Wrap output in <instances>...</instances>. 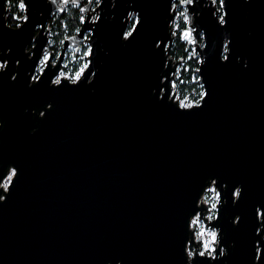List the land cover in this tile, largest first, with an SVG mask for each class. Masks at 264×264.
<instances>
[{"label": "water", "instance_id": "1", "mask_svg": "<svg viewBox=\"0 0 264 264\" xmlns=\"http://www.w3.org/2000/svg\"><path fill=\"white\" fill-rule=\"evenodd\" d=\"M80 3L83 15L102 20L86 70L95 75L79 87L50 85L67 48L81 46L73 34L43 84L30 88L34 62L50 51L47 24L70 4L29 0V20L13 27L8 0H0V55L8 60L0 69V154L23 169L0 205V264H113L114 257V264H178L193 198L209 175L247 185L249 204L264 197V0H225L227 25L213 0L186 5L195 29V42H186L205 61L199 74L209 91L197 109H178L168 94L182 62L171 54L169 0H105L95 12ZM127 11L148 23L125 45L118 33L131 25ZM225 42L231 63L218 60ZM243 259L238 247L233 264Z\"/></svg>", "mask_w": 264, "mask_h": 264}, {"label": "snow or ice", "instance_id": "2", "mask_svg": "<svg viewBox=\"0 0 264 264\" xmlns=\"http://www.w3.org/2000/svg\"><path fill=\"white\" fill-rule=\"evenodd\" d=\"M51 2L55 3L56 0H51ZM61 2L65 5L70 4L81 12L84 11L80 7V0H61ZM131 2L135 4L136 0H131ZM178 2L183 7L184 5L194 4L195 0H178ZM8 3L12 5L13 0H8ZM88 3H92V0H88ZM104 3L105 0H96L97 7ZM213 4H218L219 8L227 9L225 0H213ZM14 6L21 13H25L22 16L18 14L15 18L28 21L29 17L26 13H28L30 8L29 0H16ZM219 8H217V12H219ZM176 9L177 3L175 0H169L168 11L171 13L169 23L175 29L171 34L178 36L182 40L195 42L193 38L195 29L190 26L192 17L186 12L176 11ZM93 11L95 12V9ZM228 15L229 13L226 10L223 14L217 16L220 25L229 23ZM128 18H132L131 25L122 24L118 33L121 37V42L125 45L135 41L148 23L147 16L140 11H127L126 19ZM177 18H182L183 24L179 23ZM77 20L80 26L75 27L74 31L77 36L85 41L82 49L83 63L71 75H66L63 71L54 72V78L50 79L49 83L50 85L58 86V88L65 86L66 81L79 87L80 83H82V78L87 79L88 75H95L92 72L86 73V70L89 69L92 63L90 58L94 55L92 37L97 31L95 25L97 21L102 22V20L99 15L92 17L79 15ZM60 26L67 28L68 24L63 23ZM17 27H20V25L18 24ZM36 27L42 28L43 25L37 24ZM198 35L203 36L204 33L201 32ZM230 43L225 42L222 45V50L218 51V60L231 63V60L235 58L234 51L229 47ZM159 46L160 41L158 40L155 42V47ZM204 62V60L200 61L202 64ZM7 63V58L0 55V69H5ZM15 63L19 64L20 61L17 59ZM50 64H55L53 53L43 52L39 55L38 62H34V66L38 69L40 75L32 74L28 84L30 88H39L43 84L41 76L45 74V68ZM244 66L247 67V64ZM56 67L58 68L59 66L57 65ZM195 71L199 73L200 69L197 68ZM11 79L15 80L16 77L12 76ZM169 83L172 87H175L174 82L170 81ZM200 87L204 89L203 84ZM168 94L173 96L176 101L175 106L178 109H197L207 103L206 97H208L209 91L204 89L198 94L199 99L192 100H189L187 96L181 100L178 96L172 94L170 90ZM164 99L165 95H158L160 103H163ZM185 100H189V102L185 103ZM52 108L53 105L48 103L43 112L37 111L40 116L47 118L45 113H50ZM22 174L23 169L16 161L6 159L3 154H0V181H2L0 183V189H2L0 190V205L6 203L11 197L12 190L16 187ZM249 200L250 195L247 185L239 181L227 182L222 177L209 175L205 183L201 185L200 192L193 198L192 211L186 220V229L189 231V235L186 240L181 242L178 264H233V257L236 255L238 247H242L243 250L244 259L242 264H264V197L254 199L250 204L248 203ZM229 205L234 210L227 216V224H225L224 218ZM212 221H215V223H211ZM230 232L234 235L230 236ZM115 259H118V257L113 258V264Z\"/></svg>", "mask_w": 264, "mask_h": 264}, {"label": "trees", "instance_id": "3", "mask_svg": "<svg viewBox=\"0 0 264 264\" xmlns=\"http://www.w3.org/2000/svg\"><path fill=\"white\" fill-rule=\"evenodd\" d=\"M15 2L16 0H13L12 5L8 3V6H10L11 11H18L19 9L15 8ZM79 15H83V12H81L78 8L70 5L69 9L64 14L56 13L54 14L50 20H49V27L51 28V32H54V42L50 45L51 49L54 50L56 53H58L61 49V43L62 40L66 37V35H72L75 33L74 28L80 26L78 24L77 17ZM8 22L12 24V14L11 12L7 15ZM63 23H67L68 27L64 28L60 25ZM192 50V47H189L186 41H183L178 36H176L171 54L176 59H184L187 61L188 65L193 69V67L198 65L199 60L195 57L194 54H192L189 57L190 51ZM192 70L189 71L186 69V67H183V78L184 81L181 82L178 86L179 91L186 95L187 92L192 91V89L197 86L195 82H192Z\"/></svg>", "mask_w": 264, "mask_h": 264}, {"label": "bare ground", "instance_id": "4", "mask_svg": "<svg viewBox=\"0 0 264 264\" xmlns=\"http://www.w3.org/2000/svg\"><path fill=\"white\" fill-rule=\"evenodd\" d=\"M88 0H86V2H87ZM70 6V5H69ZM80 7L82 8V3H80ZM96 7H97V4H96V0H93L92 1V5H91V10L93 11V9H96ZM186 8H187V6L185 7V6H183V7H181L180 5H179V2L177 3V9H176V11H184L185 10V12H186ZM10 12V11H9ZM187 12H188V8H187ZM9 14V13H8ZM25 15V13H21L20 11H14V13H13V18H12V25L11 24H9V22H8V18H7V22H8V24L9 25H11V26H13V27H16L18 24L19 25H22V23L24 22V20H22V19H20V20H17L15 17L17 16V15ZM222 14V13H221ZM179 18H177V20H178ZM49 23V22H48ZM181 24H183V22L181 23ZM47 26L49 27V25L47 24ZM38 30H39V28H37L36 29V32H38ZM175 29H173V31H174ZM50 33H51V28H50ZM50 33H49V41H50ZM74 34H76V33H74ZM73 35V34H72ZM67 37H69L68 35H66V37L62 40L63 41V46H64V41H65V39L67 38ZM202 39H203V37H201ZM200 38V39H201ZM82 42H85V41H83L82 40ZM82 42H81V45H82ZM201 42V41H200ZM34 44H32V45H30L31 47L33 46ZM71 46V45H70ZM69 46V47H70ZM31 47H28V49H30ZM68 47V48H69ZM74 47V46H73ZM81 47V46H80ZM67 48V49H68ZM78 48V47H77ZM77 48L75 47L74 49L75 50H77ZM62 49H63V47H62ZM62 51V50H61ZM67 51V50H66ZM46 52V51H45ZM52 52V51H51ZM54 52V51H53ZM55 53V52H54ZM66 53V52H65ZM60 54H61V52H60ZM59 54V55H60ZM58 55V56H59ZM65 55V54H64ZM67 55V54H66ZM55 58H56V53H55ZM70 58V57H69ZM69 58L67 59V57L65 58V61H64V63H63V66H61V69L59 70V71H63L66 75H71V74H73L80 66H81V64L80 63H78V62H75V61H73V60H69ZM64 60V59H63ZM56 61V60H55ZM183 62H184V59H182V62L179 64L180 66L183 64ZM187 65H188V63H187ZM186 65V66H187ZM180 66H178V68H177V70H176V72H175V80L174 81H176V82H183L184 81V78L182 77V78H179V72H180ZM197 68H200V62L198 63V65L196 66H194L193 67V69H192V82H195V84H197V86H195L193 89H192V91H189V92H187L186 93V95H183L180 91H179V89H178V86H179V84H177L178 86H177V90H174V87H172V93H175L176 94V96H178L179 97V99H181V100H183L184 99V97L185 96H187V97H189V100H192V99H199V96H198V94L199 93H201L204 89H201V87H200V85L201 84H203L202 83V81H201V78H200V74L199 73H197L196 71H195V69H197ZM36 73H39V71H38V69L36 68V70H35V74ZM39 75H40V73H39ZM173 82V81H172ZM180 82V83H181ZM189 100H185L184 102L185 103H188L189 102Z\"/></svg>", "mask_w": 264, "mask_h": 264}, {"label": "rangeland", "instance_id": "5", "mask_svg": "<svg viewBox=\"0 0 264 264\" xmlns=\"http://www.w3.org/2000/svg\"><path fill=\"white\" fill-rule=\"evenodd\" d=\"M175 2L176 3H178V0H175ZM185 7H186V5H184ZM10 12H11V14H12V18H13V13H14V11H11V9H10ZM9 12V13H10ZM184 12H185V10H184ZM186 14H188V12H187V8H186ZM222 14H223V11H222ZM134 18V17H133ZM178 22L179 23H182L183 22V20H182V18H179L178 19ZM17 27V26H16ZM54 35H55V33L54 32H51L50 33V41H49V44L51 45L53 42H54ZM68 36H70V35H68ZM84 44H85V42H82V45H81V47L80 48H77V50H75L74 48L75 47H73V46H70L68 49H67V51H66V57H67V59L69 58V60H73V61H75V62H78V63H83V59H82V57H83V52H82V49H83V46H84ZM62 47H63V41H62V43H61V49H60V51L58 52V53H56L57 54V56L60 54V52H61V50H62ZM194 48L192 47V50H193ZM192 53H193V51H192ZM191 55H189V57H190ZM196 58H198V60H199V57H196ZM199 62H200V60H199ZM63 63L64 62H62V66H63ZM187 61L186 60H184V62H183V64L180 66V72H179V78H182L183 77V67H186V69L187 70H189V71H191L192 69H191V67L189 66V65H187ZM175 80V79H174ZM173 80V82L175 83V87H174V90H177V84H180V82H176V81H174Z\"/></svg>", "mask_w": 264, "mask_h": 264}, {"label": "flooded vegetation", "instance_id": "6", "mask_svg": "<svg viewBox=\"0 0 264 264\" xmlns=\"http://www.w3.org/2000/svg\"><path fill=\"white\" fill-rule=\"evenodd\" d=\"M217 5H218V4H217ZM218 7H219V5H218ZM219 9L221 10V11H220V14H221L222 11H223V10H222L223 8H219ZM9 24H10V23H9ZM11 25H12V24H11ZM13 26H14V25H13ZM174 31H175V30H174ZM175 36H176V35H175ZM202 40H203V39L201 38L200 41H202ZM49 45H50V44H49ZM29 47H31V46H29ZM51 51H54V50H52V49H51V46H50V51H48V52H51ZM54 52H55V51H54ZM55 53H56V52H55ZM57 57H58V56H57V54H56V58H55V60L57 59ZM65 58H66V53H65V55H64V60H63V62L65 61Z\"/></svg>", "mask_w": 264, "mask_h": 264}, {"label": "built area", "instance_id": "7", "mask_svg": "<svg viewBox=\"0 0 264 264\" xmlns=\"http://www.w3.org/2000/svg\"><path fill=\"white\" fill-rule=\"evenodd\" d=\"M18 11H20V10H18ZM192 51H193V53H192ZM192 54H194V49L190 51L189 55H192ZM36 75H39V73H36ZM209 195H211V194H209ZM211 202H215V201H211Z\"/></svg>", "mask_w": 264, "mask_h": 264}]
</instances>
